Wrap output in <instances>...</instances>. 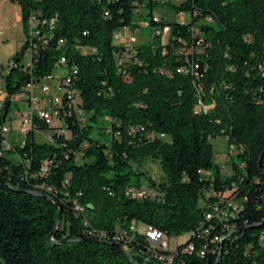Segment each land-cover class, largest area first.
<instances>
[{"label":"trees","instance_id":"16d2710c","mask_svg":"<svg viewBox=\"0 0 264 264\" xmlns=\"http://www.w3.org/2000/svg\"><path fill=\"white\" fill-rule=\"evenodd\" d=\"M11 2L21 9L25 33L31 14L57 21L52 29L41 28L33 74L13 68L6 75L7 93L22 91L32 77L53 74L66 57L79 70L85 122L63 106L59 117L70 136L55 132L46 143L31 132L19 147L31 163L27 176L0 155V264H163V255L164 263H173L171 251L149 243L147 226L188 236L178 243L174 264H264V0L173 5L178 14L190 15L186 24L155 21V7L165 3L158 0ZM136 8L142 11L135 14ZM141 19L152 31L169 27L168 41L155 34L136 48L141 63L132 62L129 75L119 73L116 56L124 46L114 32L135 28ZM193 27L207 44L198 78L177 72L186 63L175 54L181 41L198 38ZM28 44L26 34L22 49ZM81 47L96 52L84 54ZM9 99L4 113L11 109ZM199 100L213 108L196 111ZM102 118L106 130L94 136L93 123ZM52 127L59 126L35 118L36 130ZM219 135L238 146L239 161L231 156L229 176L222 174L210 141ZM147 160H159L165 172L162 181L149 178L159 201L126 192L142 185L140 167ZM45 161L49 172L42 175ZM227 188L235 189L237 209L224 221L208 220L201 202ZM76 201L87 207L88 224ZM59 206L67 226L54 232ZM91 228L103 231L108 243L84 240ZM125 230L130 238L122 244L129 253L117 246L116 236Z\"/></svg>","mask_w":264,"mask_h":264},{"label":"built area","instance_id":"2783aa9c","mask_svg":"<svg viewBox=\"0 0 264 264\" xmlns=\"http://www.w3.org/2000/svg\"><path fill=\"white\" fill-rule=\"evenodd\" d=\"M142 9L136 8L135 14H139ZM161 16L159 14H154V20L159 21ZM210 20V18H207ZM177 20L181 24L187 23L186 14L181 12L178 14ZM56 17L49 18V19H37L35 14H31L28 19V27H27V37L29 44L28 46L17 56L10 59L8 63L5 65L0 61V154H8V158L11 160L15 167L21 168V175L27 176L29 168H31L30 160L22 156V152H20L19 147H24L27 142V137L31 132H34V139L36 141L37 137L36 134L41 133L44 134L46 143L53 142V134L55 132H61L64 135L70 136V133L67 131L64 121H62L59 117L60 111L63 106L69 108V113L74 112L78 117V121L80 123L85 122V116L83 109L80 105L81 95L80 91L76 86V81L78 76H76V67L75 65L68 62V60H64L60 58L59 61V68L67 69V73L62 74L58 79V92L54 93L52 91V87L48 84H42L43 81H49L56 79V76L53 74H49L39 81H35L32 77L31 81L24 86L23 90L20 92H15L13 94H9L6 91V75L11 72L13 68H17L22 71H29L30 74H33L34 66H35V59L38 54V45L40 39H43L41 28L47 26L48 28L52 29L56 25ZM145 26H148L147 22H143ZM139 25L135 28L131 26H127L122 30L115 31V41H121L125 36H127L128 40L123 43L122 45L124 48L119 52L116 56V64L119 67V73H126L128 66L132 62L134 63H141V61L134 57L137 54V47H133L132 43L135 40V34H137L139 30ZM169 27L165 28H156L153 31V35L157 34L162 37L164 43L168 41L169 38ZM193 32L198 38L192 40V42H188L186 40L181 41V44L175 49V54L180 58L185 59V65L180 66L177 68V72L179 74H186L191 75L192 77H200L201 72L199 73V59L204 58L206 53V41L203 38L202 34L200 33L199 29L193 27ZM63 45V39L59 40V46ZM81 51L84 54L95 53L96 49H90L87 47H81ZM261 72L264 76V69L261 67ZM5 84V89L1 86ZM38 83L41 85L37 86ZM40 89V93H36V89ZM201 90V89H200ZM10 98L11 106L13 103L16 105H21V102L26 104V108L23 110L19 109V113L21 114L22 118V132L25 136V140L23 142H16L15 140H10L9 136L11 133V128L7 124L8 123V114L4 113V107L6 104V98ZM211 107L210 105L204 104L202 100L198 101V104L195 107L196 111L200 112H207ZM35 118H39L40 120L46 121L50 125L59 126V127H52L50 130H36L34 128V121ZM161 138L167 139L165 134L160 135ZM40 142V141H38ZM230 151H235L237 153L238 146L236 144H229ZM235 153V154H236ZM49 172V164L48 161L43 162L41 166V174L47 175ZM207 175L211 176L210 172H207ZM235 189L227 188L224 191H220L216 193L212 199H206L205 203L207 206L206 211V218L208 220H226L228 217L232 216L235 210L238 207V203L236 200V195L234 194ZM126 192L128 196H131L135 199H157V189L156 191H149L147 190V185H140V186H129L126 188ZM210 197V195H209ZM75 209L76 211L81 214L85 215V219L87 223L89 222L86 213L87 207L81 203L76 201L75 202ZM90 234L89 237L97 236L103 239V231H98L97 229H89ZM95 233V234H93ZM146 237L152 247L159 249L160 251L170 250V237L167 234L159 230L154 226H147L145 230ZM130 235L127 234L126 231H123L121 236H116L117 242L123 243V240H129ZM218 239V238H217ZM220 240V239H219ZM178 246V245H177ZM177 249V247H176ZM176 249L174 251H176ZM189 249L193 250L194 247L189 245ZM174 251H171L168 255H173V263H164V255L160 256L159 259L163 261V264H174Z\"/></svg>","mask_w":264,"mask_h":264},{"label":"rangeland","instance_id":"374dc122","mask_svg":"<svg viewBox=\"0 0 264 264\" xmlns=\"http://www.w3.org/2000/svg\"><path fill=\"white\" fill-rule=\"evenodd\" d=\"M161 2H165L157 7H155L154 12L158 13L163 19L168 22H176L178 18L177 11L173 8V5L180 4L186 0H158ZM8 5V8H6ZM142 9V8H140ZM20 9L16 7L11 0H0V61L3 64H7L8 61L17 54H19L22 50V47L26 40V33L24 30V25L22 22V16L20 14ZM186 18L190 19V15L186 13ZM144 21L141 19L139 21V30L137 34H135V40L132 43V46L139 47L143 44H148L152 41L154 35L151 28L145 26ZM170 31V29H169ZM124 43L128 40L127 36L122 39ZM121 40V42H122ZM118 43L117 41H115ZM120 44V42H119ZM67 73V69H59L54 72L56 79L43 81L42 84H48L52 87V91L54 93L58 92V79L62 74ZM38 83L37 86L41 85ZM5 89V84L3 83L1 86ZM36 93H40V89H36ZM213 107V106H211ZM26 108V104L21 102V105L12 104L10 112L8 114V125L11 128V133L9 136L10 140H15L16 142H23L25 140V136L22 132V118L19 113L20 110H24ZM94 136H103L101 132H104L107 127V122L102 118L98 122H94ZM101 133V134H100ZM37 140L40 142L46 141L44 134L38 133L36 134ZM213 152L215 156L216 162L221 167L222 174L225 176H229L232 174V165L229 163L231 156L236 161H239L235 155V151H230L228 138L224 135H219L210 139ZM8 156V154L6 155ZM140 170L144 172L141 177V183L143 185H147L149 183V178L153 177L157 181H162L165 179V172L162 168V165L159 160H147L140 167ZM201 204H205L204 201ZM89 219V217H87ZM60 226L66 227L67 223L63 219H61ZM139 228L144 231V224H139ZM128 235L130 233L128 230H125ZM170 237V250L174 251L180 242H186L188 236L186 234L183 235H168Z\"/></svg>","mask_w":264,"mask_h":264},{"label":"water","instance_id":"95a60500","mask_svg":"<svg viewBox=\"0 0 264 264\" xmlns=\"http://www.w3.org/2000/svg\"><path fill=\"white\" fill-rule=\"evenodd\" d=\"M5 180V178H4ZM36 195H40L39 193H35ZM62 215H63V209L61 206H59V214H58V220H57V223H56V226H55V229H54V232L59 228L60 226V223H61V219H62ZM54 232L51 234V236L49 237L50 240H54L53 238V234ZM84 240L86 241H98V242H101V243H108L107 241L103 240V239H99V238H95V237H90V238H85ZM55 242L53 241V244ZM117 246H119L120 248H122L123 250H125L126 252L129 253V251L127 250V248L122 244V243H118Z\"/></svg>","mask_w":264,"mask_h":264},{"label":"bare ground","instance_id":"6f19581e","mask_svg":"<svg viewBox=\"0 0 264 264\" xmlns=\"http://www.w3.org/2000/svg\"><path fill=\"white\" fill-rule=\"evenodd\" d=\"M63 59H64V60H67L66 57H65V58L63 57ZM75 67H76V76H77L78 73H79V70H78V67H77L76 65H75ZM0 155H2V154H0ZM147 190H149V191H156L155 188L150 187V186H147ZM172 256H173V255H171V257H172ZM167 263H172V258H168Z\"/></svg>","mask_w":264,"mask_h":264},{"label":"crops","instance_id":"0c3cea01","mask_svg":"<svg viewBox=\"0 0 264 264\" xmlns=\"http://www.w3.org/2000/svg\"><path fill=\"white\" fill-rule=\"evenodd\" d=\"M16 5V4H15ZM16 7H18L19 9H20V7L18 6V5H16ZM6 8H8V5H7V7ZM20 11H21V9H20ZM20 14H21V12H20ZM154 14H158V13H156V12H154ZM169 35H170V31H169ZM119 43V42H118ZM124 43V41L122 40V42L120 41V44H123Z\"/></svg>","mask_w":264,"mask_h":264}]
</instances>
